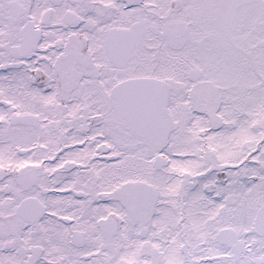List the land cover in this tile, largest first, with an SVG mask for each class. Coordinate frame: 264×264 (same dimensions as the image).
<instances>
[{
    "label": "snow or ice",
    "instance_id": "6c2138e0",
    "mask_svg": "<svg viewBox=\"0 0 264 264\" xmlns=\"http://www.w3.org/2000/svg\"><path fill=\"white\" fill-rule=\"evenodd\" d=\"M0 264H264V0H0Z\"/></svg>",
    "mask_w": 264,
    "mask_h": 264
}]
</instances>
